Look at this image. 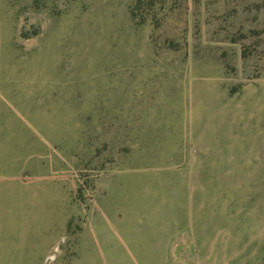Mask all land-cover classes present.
Returning a JSON list of instances; mask_svg holds the SVG:
<instances>
[{
	"label": "rangeland",
	"instance_id": "rangeland-1",
	"mask_svg": "<svg viewBox=\"0 0 264 264\" xmlns=\"http://www.w3.org/2000/svg\"><path fill=\"white\" fill-rule=\"evenodd\" d=\"M0 0V264H264V0Z\"/></svg>",
	"mask_w": 264,
	"mask_h": 264
},
{
	"label": "trees",
	"instance_id": "trees-1",
	"mask_svg": "<svg viewBox=\"0 0 264 264\" xmlns=\"http://www.w3.org/2000/svg\"><path fill=\"white\" fill-rule=\"evenodd\" d=\"M171 0H134L131 13L134 17H139L143 22L150 17L159 19V11L167 6Z\"/></svg>",
	"mask_w": 264,
	"mask_h": 264
}]
</instances>
